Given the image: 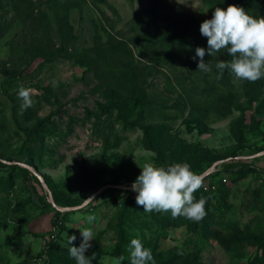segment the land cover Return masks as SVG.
Masks as SVG:
<instances>
[{
  "label": "rangeland",
  "instance_id": "1",
  "mask_svg": "<svg viewBox=\"0 0 264 264\" xmlns=\"http://www.w3.org/2000/svg\"><path fill=\"white\" fill-rule=\"evenodd\" d=\"M230 4L264 16V0H0V160L43 178L38 184L22 170L1 169L14 186L0 193V264L48 263L42 241L55 214L39 208L40 195L64 206L46 177L91 199L60 209L83 207L69 215L61 235L58 251L70 264L76 261L69 247H79L85 228L94 233L85 253L92 264H112L121 255V264H130L132 239L150 248L155 262L171 257L173 264L191 258L244 264L257 251L250 237L264 219V78L234 83L229 69L221 75L216 65L232 59L227 49L206 53L208 72L198 70L195 54L208 47L201 23ZM21 85L33 89L34 103L25 110ZM194 145L200 175L222 163L233 171L257 168L236 180L223 171L224 185L211 200L223 220L210 225L220 233L207 244L194 221L181 216L178 223L170 211L148 213L127 201L134 182L128 183L145 163L166 167L188 158L192 167ZM204 185L216 188L209 180ZM112 188L113 196L103 195ZM134 209L138 219L131 218ZM230 225L244 235L237 246L220 242Z\"/></svg>",
  "mask_w": 264,
  "mask_h": 264
},
{
  "label": "clouds",
  "instance_id": "2",
  "mask_svg": "<svg viewBox=\"0 0 264 264\" xmlns=\"http://www.w3.org/2000/svg\"><path fill=\"white\" fill-rule=\"evenodd\" d=\"M200 33L207 38V49L197 47L199 57L198 70L211 71L205 62L206 53L213 55L227 49L232 57L229 62L221 61L216 67L222 75L229 69L236 81L255 82L264 78V16L256 18L249 15L244 8L230 4L226 9L216 7L211 19L204 20L200 25ZM219 78V77H218ZM33 89L23 85L19 87L18 96L23 100L22 110L31 107ZM140 175L131 185L137 193L136 203L143 206L144 212H171L173 218L185 217L199 222L206 216L207 198L194 197V192L203 186L204 177L192 171L188 163H173L168 166H156L147 162L141 168ZM84 200V201H89ZM94 220L88 217L89 223ZM82 242L79 247L70 246L69 255L76 264H92V258L85 255L91 247L93 230L85 228L81 231ZM68 244L76 240V236H67ZM123 255L114 258L112 264H121ZM155 264L150 248H146L140 239L130 242V264Z\"/></svg>",
  "mask_w": 264,
  "mask_h": 264
},
{
  "label": "trees",
  "instance_id": "3",
  "mask_svg": "<svg viewBox=\"0 0 264 264\" xmlns=\"http://www.w3.org/2000/svg\"><path fill=\"white\" fill-rule=\"evenodd\" d=\"M122 115H123V112H122V110H120L119 116H122ZM126 116H125V122H127V120H128L127 119L128 116L127 117ZM193 149H194V153L192 154L191 159L192 160L194 159V160H193L191 169L193 172L199 174V173H201L202 168L199 169L198 171L193 168V164L197 161L196 154H195L196 145L193 146ZM174 155H175V153H174ZM186 162L190 165V163L192 161L189 160L188 158H186ZM235 162H238V161H234V162H231L229 164H232ZM226 164L227 163L215 165V170L209 172L204 177L203 186L200 189H198L196 191V193L193 194L197 200L199 199L201 193H203L205 195V198H207V202L205 205L206 216L202 220H200L199 222H194V226L203 231L202 238H204L203 242L205 244L208 243V240L210 238H212V237L217 238L219 236V233H220L217 230L216 231L210 230L211 224H216L217 222L220 223V220H223L222 207L219 204H217L216 202H214L215 204L213 205L211 200H212V198H214V196L216 195L215 193H217V191L221 187V185H224V182H223L224 177L222 175L223 171H229L230 176L232 175L233 179L236 180L238 178H242V177L248 175L249 173L255 172L257 169L256 167H254L250 164H244V165H241V167L238 170L233 171L236 169L235 166L231 165V166L227 167ZM206 167H205V169H206ZM2 168H7L9 170L8 173L14 172L16 170H22L28 179H30L31 181H34L38 184H41L40 179L38 178V176L35 173H33L32 171H30L29 169H27L25 167L17 165L16 163L15 164L14 163L13 164H7V163L0 160V171ZM46 180L48 183H50V187L52 190L54 200L59 206L73 207V206H78L84 202L85 196L81 197L80 195H77L75 192H68V191H65L64 189L58 188V186L52 185L51 180H49V178H47V177H46ZM206 180H209L211 185H215L216 188L209 189V190L205 189L204 184H205ZM132 182H135V181H131L128 184L131 185ZM114 184H120V183L116 182ZM13 186H14V182H13V178L11 176L0 175V193H3L6 188H8V189L13 188ZM113 191H115L113 188L112 189H106L102 193L105 196H113L114 195ZM128 193L132 194V198H128L127 201L128 202L132 201L134 203V201H136V197H134L135 192L132 190H128ZM84 195H85V193H84ZM215 198H216V196H215ZM215 198H214V200H215ZM113 199H117V197H113ZM127 201H125V202H127ZM39 202H40L38 205L39 208L46 207L48 210L54 211V214H55V216L52 219L53 220L52 221L53 229L50 231V234L55 233L56 238L49 241L45 250H44V252L46 254L43 253V255L45 257L47 256L46 262H48L47 264H70L67 261L68 260L67 255L63 254L62 251H60V252L58 251V250H60V248H62V247H59L60 243H61V239H62L61 235L64 232V229L67 227L65 222H66L67 218L69 217V215H71L73 212L83 210V207H79L78 209H74V210H66V211H62L60 209H57L51 203V201L48 200V196H47L46 192H44L42 195H40ZM84 209L90 213L95 211V208H93V207H87ZM126 211H127V209L125 208L123 210V212L120 213L118 218L121 219L122 217H125L124 214H126ZM262 211L264 213V205L262 206ZM122 214H123V216H122ZM166 215H168V214L163 215L162 220L165 217H167ZM131 218H133V219L139 218V215L136 214L135 209L133 211V215ZM172 219H175L178 223H180L179 222L180 217H177V218L172 217ZM120 221H123V219H121ZM228 229H229V233H227L223 238H220V242L222 244H229L231 246H237L236 240H238V239L240 240L242 237H244V235L238 229H236V228L233 229V227L231 225L228 227ZM250 239L257 245V251L244 264H264V219L262 221V224L260 226L259 231L256 234H254L252 237H250ZM35 258L37 259L38 257H35ZM187 260L188 261L185 264H197L196 261H194V259H192V258L187 259ZM32 261H33V259L32 260L26 259L22 263H18V264H32V263H34ZM149 264H151V262H149ZM155 264H173V258L168 257L164 261L155 262Z\"/></svg>",
  "mask_w": 264,
  "mask_h": 264
},
{
  "label": "built area",
  "instance_id": "4",
  "mask_svg": "<svg viewBox=\"0 0 264 264\" xmlns=\"http://www.w3.org/2000/svg\"><path fill=\"white\" fill-rule=\"evenodd\" d=\"M56 238V235H55V233H52V234H50L48 237H46L42 242V247L43 248H46V246H47V244H48V242L49 241H51L52 239H55Z\"/></svg>",
  "mask_w": 264,
  "mask_h": 264
},
{
  "label": "water",
  "instance_id": "5",
  "mask_svg": "<svg viewBox=\"0 0 264 264\" xmlns=\"http://www.w3.org/2000/svg\"><path fill=\"white\" fill-rule=\"evenodd\" d=\"M34 173L38 176V178L40 179V181H42L43 182V178L41 177V175L40 174H38L37 172H35L34 171ZM206 174H204V175H202L203 177L205 176ZM50 201L54 204V201H53V199H50ZM58 209H62V210H64V209H67V208H64V207H57Z\"/></svg>",
  "mask_w": 264,
  "mask_h": 264
}]
</instances>
